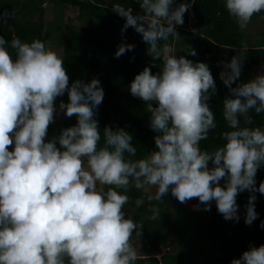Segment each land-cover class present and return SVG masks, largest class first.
Returning <instances> with one entry per match:
<instances>
[{"label": "clouds", "instance_id": "clouds-1", "mask_svg": "<svg viewBox=\"0 0 264 264\" xmlns=\"http://www.w3.org/2000/svg\"><path fill=\"white\" fill-rule=\"evenodd\" d=\"M137 3L138 13L120 3L112 9L124 18L121 31L133 27L153 62L161 60L159 42L179 37L175 26L193 2ZM223 6L243 30L264 11V0H223ZM12 15L0 11V24ZM133 47L121 43L114 56ZM247 51L242 46L220 62L219 78L231 93L222 102L229 130L212 151L200 146L217 127L208 65L172 52L158 73L145 66L135 74L129 91L146 103L155 133L153 150L137 157L124 128L106 125L101 133L95 115L104 92L97 78L69 82L62 56L41 40L0 36V264H135L130 239L141 235L143 224L125 213L130 188L143 192L134 204L147 202L152 220L160 217L152 202L170 191L181 203L197 198L205 211L215 202L224 219L238 221L236 197L247 191L243 219L251 225L258 216L255 193L264 195V180L256 183L264 167V127L254 126L250 114L264 113V71L240 81ZM65 92L59 109L76 123L46 139L56 98ZM229 264H264V244H250Z\"/></svg>", "mask_w": 264, "mask_h": 264}, {"label": "trees", "instance_id": "trees-1", "mask_svg": "<svg viewBox=\"0 0 264 264\" xmlns=\"http://www.w3.org/2000/svg\"><path fill=\"white\" fill-rule=\"evenodd\" d=\"M181 2L185 0H174V6ZM192 2V7L184 13V23L175 26L179 37L159 42L161 60L155 62L146 51L147 44L133 27L121 31L124 18L112 9V5L120 3L130 6L133 13L141 12L137 0H0V11L7 9L13 14L6 24H0V36L7 41L15 36L23 41L39 39L45 45L50 41L61 46L69 82L74 79L87 82L93 77L100 81L104 97L96 109L95 119L101 133L106 125L124 128L133 136L137 157L153 150L155 133L149 127L151 113L146 103L129 91L135 74L145 66L152 73H158L167 46L177 57L205 62L216 84L208 104L216 117L217 127L209 131L208 139L201 141L200 146L202 150L212 151L223 143L222 134L229 130L222 117V102L231 93L219 78L220 62L227 61L236 49L246 46L248 51L240 81L264 71V11L254 14L252 20L259 17L262 30L252 34L239 28L224 8L223 0ZM69 9L75 12L74 17L67 15ZM121 43H131L134 47L116 57L114 52ZM189 48L195 49L196 55H190ZM67 99L66 92L56 98L57 112L48 126L46 139L76 123L75 116L67 117L59 109L60 102H67ZM250 114L254 126L264 127V113ZM9 148L11 150V146ZM262 180L264 167L257 170V185ZM127 194L130 199L124 206L126 215L143 224L141 235L133 233L130 239L138 247L135 264H229L250 244H264V228L259 226L264 221V195L259 192L255 193L258 216L251 225L245 224L243 219L247 191L236 197L238 221L224 219L215 202H211L210 211H205L197 198L181 203L170 191L161 201L152 202L160 209V217L152 220L148 218L151 213L147 202L138 208L134 204L143 192L130 188Z\"/></svg>", "mask_w": 264, "mask_h": 264}, {"label": "rangeland", "instance_id": "rangeland-1", "mask_svg": "<svg viewBox=\"0 0 264 264\" xmlns=\"http://www.w3.org/2000/svg\"><path fill=\"white\" fill-rule=\"evenodd\" d=\"M67 15L73 16L75 15L74 11H71L70 9L66 11ZM247 29L250 33L254 34L260 30H262V24L260 22L259 17L255 18L254 20H251L248 24V26L245 28ZM47 47L51 48L52 50L56 51L58 55H62L63 54V50L62 47L53 43V42H47ZM170 53H172V50L170 49L169 46L164 48V55L167 56ZM130 243L132 244V246L137 249L138 247H135V242L133 240H130ZM139 243V242H138ZM137 246H139V244H136Z\"/></svg>", "mask_w": 264, "mask_h": 264}]
</instances>
